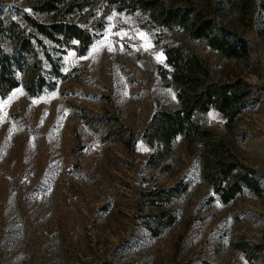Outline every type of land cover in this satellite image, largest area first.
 Wrapping results in <instances>:
<instances>
[{
	"label": "rangeland",
	"instance_id": "rangeland-1",
	"mask_svg": "<svg viewBox=\"0 0 264 264\" xmlns=\"http://www.w3.org/2000/svg\"><path fill=\"white\" fill-rule=\"evenodd\" d=\"M25 9L26 0H0L6 20ZM224 14L226 26L250 41L246 61L221 58L181 32L161 34L145 16L118 13L100 0L85 15L104 29L85 56L71 51L63 58L65 81L37 98L22 87L0 98V264H246L233 244L264 240V45L250 0L235 1ZM172 42L198 54L213 81L239 79L253 91L230 131L216 111L195 121L255 173L259 197L244 191L228 205L211 200L200 144L182 138L170 172L146 164L144 127L158 105L177 106V88L158 75L162 46ZM109 131L133 135L134 150L103 141ZM180 182L187 191L174 201L175 225L151 237L138 217L139 192Z\"/></svg>",
	"mask_w": 264,
	"mask_h": 264
},
{
	"label": "trees",
	"instance_id": "trees-1",
	"mask_svg": "<svg viewBox=\"0 0 264 264\" xmlns=\"http://www.w3.org/2000/svg\"><path fill=\"white\" fill-rule=\"evenodd\" d=\"M98 1L26 0V9L8 20L0 10V98L19 87L28 97L37 98L65 81L68 74L63 58L71 51L78 57L85 56L104 29V22L92 24L85 15ZM103 1L118 13L145 16L147 23L161 34L181 32L190 43L204 44L221 58L238 62L249 58L250 41L226 26L224 14L235 1L245 4L247 0ZM250 2L257 9L255 34L264 45V0ZM162 53L164 61L158 66V75L165 86L177 88V106L158 105L144 127L140 141L151 150L146 160L148 167L170 172L174 143L182 138L188 146L200 144L202 178L211 190V200L228 205L244 191L259 197L262 188L255 173L238 162L233 149L222 138L195 121L198 114L216 111L224 117V127L230 131L251 102L250 86L239 79L213 81L205 61L183 44L163 45ZM119 135L109 131L102 140L114 138L133 151L137 141L134 136ZM186 191L187 184L180 182L169 188L139 192L138 217L145 221L151 237L156 238L175 225L174 201ZM233 249L246 264H264V240H240L233 244Z\"/></svg>",
	"mask_w": 264,
	"mask_h": 264
},
{
	"label": "water",
	"instance_id": "water-1",
	"mask_svg": "<svg viewBox=\"0 0 264 264\" xmlns=\"http://www.w3.org/2000/svg\"><path fill=\"white\" fill-rule=\"evenodd\" d=\"M261 90L264 92V86L261 87Z\"/></svg>",
	"mask_w": 264,
	"mask_h": 264
},
{
	"label": "snow or ice",
	"instance_id": "snow-or-ice-1",
	"mask_svg": "<svg viewBox=\"0 0 264 264\" xmlns=\"http://www.w3.org/2000/svg\"><path fill=\"white\" fill-rule=\"evenodd\" d=\"M111 50V49H110Z\"/></svg>",
	"mask_w": 264,
	"mask_h": 264
}]
</instances>
